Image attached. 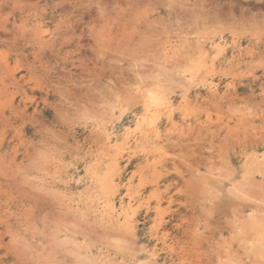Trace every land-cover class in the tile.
I'll list each match as a JSON object with an SVG mask.
<instances>
[{
    "label": "rangeland",
    "instance_id": "obj_1",
    "mask_svg": "<svg viewBox=\"0 0 264 264\" xmlns=\"http://www.w3.org/2000/svg\"><path fill=\"white\" fill-rule=\"evenodd\" d=\"M187 2L191 8L178 9L191 18L190 27L183 32L161 25L159 18L164 13L155 7L157 0H10L0 9V53L4 54L0 57V239L9 253L0 249V256L10 262L20 252L46 260L53 251L56 224L49 213L51 200L41 191L39 174L21 171L22 150L26 153L33 143L38 126L46 134L58 131L53 127L56 112L50 106L51 89L78 73L91 71L98 78L104 71L103 55L124 59L135 73L131 74L133 81L143 77L147 85L144 95H138L125 78L117 102L136 98L118 124L120 140L127 147L121 152V171L115 182L123 185L116 206L122 197L126 207L131 204L136 210L138 259H154L157 264H210L215 250L213 229L209 225L206 230L200 217L201 201L212 193L213 174L222 166H242V177L247 172L254 181L264 178L260 160L264 154L260 95L264 72L252 69L259 61V35L253 47L247 37L233 46L230 28L255 0ZM261 12L264 7L257 5L249 15ZM21 25L29 31L19 30ZM39 27L50 34L43 49L38 46L40 41L25 40L36 36ZM202 55L215 74L195 81L192 75L185 78V68ZM30 64L39 66L43 76L38 78L34 70L29 71ZM173 67L179 68L180 77L172 75ZM155 90L170 100V110L145 111L147 91ZM145 115L149 121L155 120L160 138L153 133L149 142L146 135L132 133L123 140L124 129H135L137 118ZM112 138L116 143L117 135ZM174 178H182L190 189L184 199H178L180 190L173 187ZM59 239L64 250L80 253L90 249L93 256L102 254L108 259V251L101 252L97 237ZM119 239L109 237L105 246L111 245V254L120 252L123 258L130 250L127 243L113 245ZM235 249L237 259L257 264L258 244L236 241Z\"/></svg>",
    "mask_w": 264,
    "mask_h": 264
},
{
    "label": "clouds",
    "instance_id": "obj_2",
    "mask_svg": "<svg viewBox=\"0 0 264 264\" xmlns=\"http://www.w3.org/2000/svg\"><path fill=\"white\" fill-rule=\"evenodd\" d=\"M235 2L239 3L240 0H235ZM9 3L10 0H0V9ZM257 5L264 7V0H255V4H251L249 8L244 9L240 17L232 22L230 28L233 31V46H238L239 41L245 37L248 38L249 47L254 46L255 37L259 35L261 26L264 25V12L249 15L251 8H255ZM155 7L164 13L159 19L166 30L183 32L190 27L191 18L178 10L192 7L187 0H157ZM185 51L190 54L192 49H185ZM100 60L104 63V71L98 78L91 71L84 74L78 73L74 78H69L67 83L61 80L58 86L51 89L53 97L50 106L56 112L53 127L58 131L55 134H46L41 132L38 126V135L33 138V143L28 146L26 153L22 150L21 171L25 174L33 172L39 174L41 189L66 192L68 196L62 203L50 199L49 213L56 224V227L52 230V239L55 242L53 251L46 260H37L35 257H29L26 253L20 252H18L19 258L10 262L0 256V264H66L67 261H72L73 264H93L98 258H103L102 254L93 256L90 249L87 251L81 249L80 253L63 249L59 239L61 236L75 238L81 235L85 239L89 236L98 238L101 252L108 251L107 261H109V264H156L154 259L150 261H145L142 258L138 259V253L135 252L138 247L136 233L128 245L130 258L129 255H123L122 258L120 252L113 256L110 251L111 245H107L106 249L105 241L113 236L122 238L125 234L119 230L118 226L109 231H98L92 227V223L95 221V212L99 208V201L84 200L80 195L83 192H93L96 187L92 178L84 170V161L81 159L76 163H72L76 160L77 145L84 149L86 145L93 142L94 137L91 124L89 123L86 126L80 120V115L87 110L99 118L108 120L107 130L109 131V127H111L109 132H112V137L117 135L114 128L120 120H116L115 125H113L111 119L113 115H117L118 110L113 113L110 105H115L120 101L117 96H120L118 90L121 82L125 78L131 77L132 74L131 67L126 66L127 62L119 56L105 57L101 55ZM177 63H180V61L178 60ZM171 72L174 77H180L179 68L173 67ZM262 94H264V89L261 90V98ZM114 97L115 99H113ZM262 115H264V112H262ZM105 140H107V137H105ZM105 151H108V148H105ZM69 164H71V167L68 166ZM241 167L232 168L229 166L225 168L222 166L213 174V188L217 191L223 190L226 193L232 184L243 181L244 176L241 175ZM174 179L176 182L173 187L180 190L178 199H184L190 189L185 187L182 178ZM77 181H80V183H77ZM254 182L258 183L249 178L246 190L254 199L264 198V193L255 187ZM115 184L117 190L112 198L113 206L119 209L124 205L123 198H120L119 207L116 206V198L119 195V189L123 185L116 182ZM43 194L45 195V192ZM205 201H201V209L205 206ZM82 216H87L90 222L84 223L81 219ZM139 248L144 251L143 245H139ZM0 249H4L5 253L9 254L7 245L4 244L2 239H0ZM73 255L77 258H67ZM61 256L64 258H60Z\"/></svg>",
    "mask_w": 264,
    "mask_h": 264
},
{
    "label": "snow or ice",
    "instance_id": "obj_3",
    "mask_svg": "<svg viewBox=\"0 0 264 264\" xmlns=\"http://www.w3.org/2000/svg\"><path fill=\"white\" fill-rule=\"evenodd\" d=\"M18 27L19 30L25 32L29 31L28 29H24L23 25ZM59 27L58 25V28ZM259 37L261 44L259 61L252 66V69L254 71L255 68L258 67L264 72V25L261 26ZM49 38L50 34L44 32L42 27H39L36 36L25 37V40L31 39L33 42L40 41L38 46L43 49L47 47ZM16 39L17 41L20 40L19 35H17ZM99 39L98 37V42ZM22 48L23 43L21 42L17 45L16 55L18 58H21ZM220 51H218L217 55L220 54ZM3 55V53H0V57ZM212 59L215 60L216 57H212ZM17 67H19V65H17ZM28 68L29 71L34 70V74L38 78L43 76V73L39 70V66L30 64ZM184 71L185 78L192 75L194 81L200 76L215 74L203 55L200 59L194 60L192 65L186 67ZM133 74L135 73L133 72ZM251 74L250 71L249 75ZM125 83L131 86L138 95H144L147 89V85L143 83V77H137V79L133 81L131 76ZM196 86L199 85L197 84ZM229 87H231V85H229ZM117 99L121 100V97L117 96ZM135 99V97L129 96L127 101H125L128 107H125V103L110 105L113 113L117 112V110L119 112V115L112 116L111 123L113 125H115L116 120H120L124 116L125 112L129 111L131 105L135 103ZM147 101H151L152 104H159L161 102L160 98L155 96L151 91H147ZM147 101L146 107H148ZM261 111L264 112V94H262ZM141 119H143V123H141ZM80 120L86 126H88L89 123L91 124L94 137L93 142L86 145L84 149L77 145L76 160L72 163H76V161L82 159L85 164L84 170L92 178L96 186L93 192H83L80 194L81 198L84 200L93 202L99 201V208L95 212V221L92 223V227L98 231H109L114 230L118 226L119 230L125 235L121 239L113 241V245L123 246L125 243L129 245L136 233V210L131 204L127 207L122 205L117 209L113 206L112 199L117 190L114 179L121 171L118 166L120 155L122 150L127 147L119 137V128L121 126L115 125L114 131L117 134V142L112 143V132L107 130L108 120L99 118L87 110L81 113ZM148 129H150V131ZM132 133L146 135L149 142H152L153 133L157 139L161 136V134L156 131L155 120L149 121L147 115L143 118H137L135 129L129 127V129L125 130V140ZM105 137H107V140H105ZM105 148H108V151H105ZM260 160L261 176H264V154H261ZM68 166L71 167V164ZM249 178V174L245 172L244 180L232 184L226 193L223 190L217 191L213 188L211 196L205 201L200 219L206 230L209 225L212 226V237L215 244V250L212 254L213 258L210 264H245L244 260L236 258L235 242L239 241L241 245H245L248 240H252L254 246L258 244L259 257L257 264H264V198L254 199L249 194L246 190ZM77 183H80V181H77ZM255 187L264 193V179H260L258 183H255ZM41 191L45 192V195L51 200L60 203L68 198L66 192L46 191L44 189H41ZM157 211H159V209H157ZM81 219L84 223L90 222L87 216H82ZM156 227L157 225L154 224L153 228ZM248 254L252 255L253 252L249 251ZM66 264H73V262L67 261ZM93 264H109V261L100 257L95 260Z\"/></svg>",
    "mask_w": 264,
    "mask_h": 264
},
{
    "label": "bare ground",
    "instance_id": "obj_4",
    "mask_svg": "<svg viewBox=\"0 0 264 264\" xmlns=\"http://www.w3.org/2000/svg\"><path fill=\"white\" fill-rule=\"evenodd\" d=\"M161 58V57H160ZM169 64V63H168ZM172 76V75H171ZM190 79V78H189ZM196 80V79H195ZM201 80V79H200ZM209 83V82H208ZM209 86H210V84H209ZM211 88H213V87H211ZM210 88V89H211ZM155 96H158L159 98H160V103L159 104H152L151 103V101H147V96H146V101H147V103H148V107H146V101L144 102V106H145V111H150V110H158V109H160V108H162V107H165V108H167L168 110H170V108H172V103L170 102V100L169 99H166L165 97H162V96H160V95H163V94H160V93H158L157 94V92H156V90L155 91H151ZM160 94V95H159ZM159 111V110H158ZM152 112V111H151ZM168 118V117H167ZM127 129H129V128H125L124 129V132H125V130H127ZM124 137V136H123ZM113 139V138H112ZM125 139V137L123 138V140ZM112 142H113V140H112ZM117 179H119V178H117ZM117 181V180H116ZM122 182V181H121ZM124 190V189H123ZM120 191V190H119ZM121 195V194H120Z\"/></svg>",
    "mask_w": 264,
    "mask_h": 264
}]
</instances>
